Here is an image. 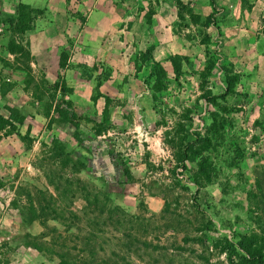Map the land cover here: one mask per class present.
Instances as JSON below:
<instances>
[{
	"label": "rangeland",
	"instance_id": "374dc122",
	"mask_svg": "<svg viewBox=\"0 0 264 264\" xmlns=\"http://www.w3.org/2000/svg\"><path fill=\"white\" fill-rule=\"evenodd\" d=\"M245 251L264 261V0H0V264Z\"/></svg>",
	"mask_w": 264,
	"mask_h": 264
},
{
	"label": "trees",
	"instance_id": "16d2710c",
	"mask_svg": "<svg viewBox=\"0 0 264 264\" xmlns=\"http://www.w3.org/2000/svg\"><path fill=\"white\" fill-rule=\"evenodd\" d=\"M66 105L70 107L69 102H67ZM70 117L71 119H73L75 117V114L71 113ZM1 120L4 121L5 123H8L9 126H11L12 124L21 125L23 123V117L18 115L14 111H8V115L6 116V119L5 120L1 119ZM72 123H75V122H72ZM245 254L250 264H264V261L262 260L260 255L254 252H247V251H245Z\"/></svg>",
	"mask_w": 264,
	"mask_h": 264
},
{
	"label": "crops",
	"instance_id": "0c3cea01",
	"mask_svg": "<svg viewBox=\"0 0 264 264\" xmlns=\"http://www.w3.org/2000/svg\"><path fill=\"white\" fill-rule=\"evenodd\" d=\"M56 66H55V64H54V68H55Z\"/></svg>",
	"mask_w": 264,
	"mask_h": 264
}]
</instances>
